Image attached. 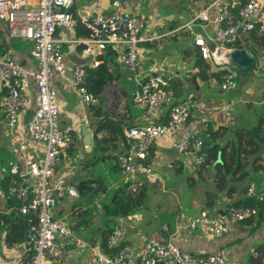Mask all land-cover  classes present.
Returning a JSON list of instances; mask_svg holds the SVG:
<instances>
[{"label": "crops", "instance_id": "1", "mask_svg": "<svg viewBox=\"0 0 264 264\" xmlns=\"http://www.w3.org/2000/svg\"><path fill=\"white\" fill-rule=\"evenodd\" d=\"M226 2L231 3L232 0H124L121 7L124 15L142 14L150 18L151 25L145 35L160 36L138 44L140 67L137 76L143 80L156 75L171 77L170 82L176 91V98L192 97L195 101L192 116L186 127L193 128L197 132L211 127L217 130L222 126L233 130L253 128L259 124L260 117L264 114V46L249 40L247 32L239 36V44L249 51L252 48L255 51L252 52L262 57L263 62L256 59L254 67L247 71L244 78L237 77L234 85L224 90L222 80H218L215 73L226 65L234 69V63L219 65L213 60L201 58L200 49L194 43L195 37L201 36L211 48L215 46L217 24L214 16L217 9ZM74 4L72 14L76 19L97 10L106 14L116 11L112 0H75ZM210 6L212 7L207 20L197 17L203 9ZM259 33L264 34V32ZM57 36L69 40L63 43V61L67 73L65 75L55 73L61 110L60 121L63 128L71 127L72 138L77 142V152L67 156L64 150L56 171L65 175L72 183H78L89 176L95 179L101 176L108 186V191H100L91 203L70 196L57 199L54 213L56 217H65L72 229V236L67 239L70 252L63 261L47 262V264H104L98 262L96 256L97 251L106 253L102 246L104 232L108 227L104 206L109 202L111 190L131 180H143L148 188V194L143 208L129 214L128 217L114 218L116 229L124 231L125 243L139 249L148 238L160 241L171 240L182 252L190 255L206 256L210 253H222L227 264H251V258L259 253L258 248L264 246V202L256 203L259 212L255 217L230 223V232L212 241L206 240L201 226L192 229L190 223L204 208L209 210L210 215L218 216L224 214L228 206L245 202L251 197L247 193L250 183H254L257 190L262 188L264 145L261 148L262 168L256 169L250 164L247 167L248 177L231 183L230 186L236 188L233 194H228L226 188L214 199H209L207 193L212 190V182H203L202 185H195V188L187 187L186 178L190 174H195L198 169L188 165L190 157L180 152L176 146L183 130L155 143L148 157L143 160V167L135 173H125L116 164L115 159L102 160L101 152L93 163H85V153L91 151L87 150L84 142L83 129L86 127L90 132L93 141L92 150H94V132L99 118L91 109L92 103H87L72 84L71 72L77 63H83L93 70L96 68L93 67V59L83 52L82 45L70 42L82 37L78 34L77 28H59ZM32 45L30 40L12 38L7 23L0 20V57L14 59L24 66L34 67L37 61L31 55ZM115 57L116 54L111 51L105 61L112 64L110 70L117 78L110 80L104 86L100 97L102 114L110 117L114 116V109L116 112H120L122 107L126 109L125 100L116 107L113 106V101L120 94L124 99L126 95L124 89L132 93L136 84L135 72L124 65H117ZM200 59L204 66L199 65ZM13 83H16V80ZM116 93L117 97H113ZM29 94L30 102L27 109H35L38 90L33 80H30ZM7 95L8 89L0 86V171L3 166L10 168L13 165H17L20 171H25L26 158L41 160L44 156V148L33 142L28 135L27 123L24 120L26 111L18 134L9 129ZM132 108L133 111L127 112V115L121 114L123 123L164 124L170 118L168 104L158 108L149 119L144 117L142 109L136 105ZM20 138L28 142L26 149H20L18 142ZM226 139L227 137H224L220 142L224 143ZM105 146L115 155L126 148L123 140L118 143L110 142ZM147 168H151L150 173ZM9 179L10 177L6 175L2 176V190L8 189ZM97 185L95 183V188ZM195 190L198 196L194 193ZM148 203H150L149 209L146 207ZM5 206L2 200V210ZM166 225L168 229L165 228ZM0 238L5 251L4 255L0 256V264H26L23 255L24 242L9 248L5 245L4 234ZM77 238L84 241V246L80 247L76 244Z\"/></svg>", "mask_w": 264, "mask_h": 264}, {"label": "built area", "instance_id": "2", "mask_svg": "<svg viewBox=\"0 0 264 264\" xmlns=\"http://www.w3.org/2000/svg\"><path fill=\"white\" fill-rule=\"evenodd\" d=\"M220 1V0H218ZM75 0H0V20L7 23L12 38L32 41L31 55L37 61L34 67H27L14 59L0 57V86L8 89L7 123L13 133L19 131L23 116L30 102V80L38 90V102L35 113L27 123V132L33 142L43 146L41 160L26 158V169L20 171L17 165L0 171V212L1 201L7 204L17 200L20 212L33 215L23 245L26 264L59 263L69 254L67 239L72 236V229L65 217H56L54 199L66 196L79 198L80 191L67 177L58 174L56 168L60 154L71 141V127L63 128L60 121V103L55 73L65 75L63 43L69 40L57 36V30L75 29L80 23L88 30V35L70 42L82 45L83 52L93 59L97 68L112 51L116 62L131 69L136 74L135 89L132 92L134 104L144 110V117L149 119L163 105H170V118L167 123L149 122L126 127L124 134L130 145L129 150L119 156V166L127 174L135 173L143 167L152 146L162 139L170 138L175 132L183 130L177 140L178 150L189 156L188 165L198 167L206 162V130L197 132L187 128L195 101L192 97L177 99L171 84V77L152 76L143 80L137 76L140 67L138 44L159 35L146 36L145 32L151 20L142 14L121 12L124 0H112L116 11L106 14L94 11L76 19L69 12ZM212 6L203 9L198 18L207 20ZM215 46L210 47L201 36H196L194 43L199 47L203 58L213 60L219 65L232 62L230 52L235 48L239 36L244 32H264V0H232L221 5L214 16ZM224 56L223 58L221 56ZM109 69L112 64L107 63ZM71 82L78 89L87 103L94 101V95L87 87L88 67L77 63L72 69ZM236 71L226 74L222 89L234 85ZM16 80V83L13 81ZM19 138V137H18ZM21 139V138H20ZM20 149H26L28 142L18 141ZM150 173L151 168H147ZM10 177L7 190H2V176ZM126 190L137 193L145 185L143 180L127 181ZM254 204L229 206L222 215L212 216L207 208L200 211L190 223L192 229L201 226L207 241L222 238L230 232V223L245 221L255 217L258 203L264 202V182L260 190L254 183L247 188ZM257 203V204H256ZM168 229L167 225L165 226ZM124 231L115 229L108 238L111 253L96 252L98 262L104 264H227L222 253H210L206 256H194L184 253L171 240L160 241L148 238L139 249L124 242ZM76 244L84 246V241L77 238Z\"/></svg>", "mask_w": 264, "mask_h": 264}, {"label": "trees", "instance_id": "3", "mask_svg": "<svg viewBox=\"0 0 264 264\" xmlns=\"http://www.w3.org/2000/svg\"><path fill=\"white\" fill-rule=\"evenodd\" d=\"M80 36H87L88 30L82 24L76 26ZM248 39L258 42L259 45L264 46V34L258 31L248 32ZM232 47L243 48L239 42ZM251 51L255 52L250 48ZM201 55V53H200ZM201 58L202 55H201ZM205 59V58H204ZM118 65V63H116ZM199 65L204 66L203 61L199 60ZM207 66V64H205ZM233 70L229 65L222 66L216 73V78L224 81L226 74ZM117 77L111 72L107 66V62L102 63L95 70L88 68L87 87L94 95L91 109L99 120L94 132L95 148L90 153H85L84 162L87 164L93 163L101 152L102 160H114L119 166V156L126 153L130 145L126 140L124 130L132 124L123 123V116L127 112L133 111L134 102L132 93L124 89L125 92V107H122L120 112L114 109V116H104L102 113V104L100 97L103 88L112 79ZM223 78V79H222ZM120 104H115L114 107ZM107 107L109 105H106ZM120 113V114H119ZM122 114V115H121ZM135 125V124H133ZM209 137L206 139L205 149L207 152V159L204 164L197 167L195 174H190L187 179L189 187H194L198 184L197 177L201 178L203 182H212V190L208 191V198L214 199L219 192L228 188V194H233L236 191L234 186H230L235 181L244 180L248 177L249 172L247 167L251 164L254 168H262V155L261 148L264 145V114L260 117V122L253 128H236L235 130L229 127H220L217 130L208 128ZM72 141L63 148L60 158L63 157L62 153L66 151L67 156L73 155L77 152V142L73 140V132L69 133ZM227 137L224 143L220 139ZM123 140L126 144L125 150L120 151L118 154H112L106 144L113 142L118 143ZM120 167V166H119ZM212 180V181H211ZM10 184V179L8 180ZM95 177L89 176L83 178L77 184H74L80 191V197L77 198L87 203L93 202L97 195L91 192L95 188ZM128 183L117 187L110 192V199L104 206V214L108 217L106 225L107 229L104 232V239L102 246L106 253H111L107 242L110 234L116 229L115 217H128L129 214L143 208L146 205L148 188L144 185L137 193H131L126 190ZM254 204V199H246L245 202L233 204V206H241ZM232 206V205H231ZM229 207V206H228ZM20 206L17 200L9 201L5 208L0 212V237L4 234L5 245L9 248L21 245L27 236L30 225L34 221L33 215H24L20 212ZM258 255L251 258V264H264V246L258 248Z\"/></svg>", "mask_w": 264, "mask_h": 264}, {"label": "water", "instance_id": "4", "mask_svg": "<svg viewBox=\"0 0 264 264\" xmlns=\"http://www.w3.org/2000/svg\"><path fill=\"white\" fill-rule=\"evenodd\" d=\"M74 7H75V4H73L69 8V12L72 13V10L74 9ZM230 57H231L232 62L234 63V69L237 72L236 75H237V77H239L241 79L246 76V73L250 68L254 67L256 59H258L260 62H263L262 57L256 55L252 51H249L245 48H235L234 50H232L230 52ZM34 113H35V109L29 108L26 110V113L24 116V120L26 123H28L31 120ZM83 131L85 133L84 142L87 146V150L92 151L93 141H92L91 134L86 127L83 129ZM96 180H97L98 185L96 186V188L93 189L90 196L93 194H96L100 191L101 192H107L108 191V186L104 183V180L102 179L101 176H98ZM52 198L54 199V207H56L57 198H56L55 193H53ZM4 253H5L4 245L2 242V238H0V256H3Z\"/></svg>", "mask_w": 264, "mask_h": 264}, {"label": "rangeland", "instance_id": "5", "mask_svg": "<svg viewBox=\"0 0 264 264\" xmlns=\"http://www.w3.org/2000/svg\"><path fill=\"white\" fill-rule=\"evenodd\" d=\"M115 62H116V57H115ZM117 63V62H116ZM111 88H114V87H111ZM77 89V88H76ZM78 90V89H77ZM115 91V90H114ZM79 92V91H78ZM117 95V93L116 94H113V97H117L116 96ZM101 97H102V95H101ZM124 99H123V97L121 96V94L113 101V106L115 105V104H121V103H123L124 101H123ZM142 113H143V115H144V110H142ZM197 180H198V184L197 185H202V183H203V180L201 179V178H199V177H197ZM73 184H77L76 182L75 183H73ZM187 187H189L188 186V184H187ZM196 187V186H195ZM194 187V188H195ZM194 193L196 194V196H198V194H197V190H195L194 191ZM61 201V200H60ZM149 204L150 203H148V205L146 206L148 209H149ZM228 260H229V258H228Z\"/></svg>", "mask_w": 264, "mask_h": 264}, {"label": "bare ground", "instance_id": "6", "mask_svg": "<svg viewBox=\"0 0 264 264\" xmlns=\"http://www.w3.org/2000/svg\"><path fill=\"white\" fill-rule=\"evenodd\" d=\"M221 57L223 58L224 56L222 55Z\"/></svg>", "mask_w": 264, "mask_h": 264}]
</instances>
